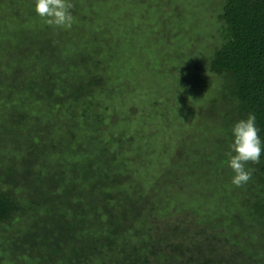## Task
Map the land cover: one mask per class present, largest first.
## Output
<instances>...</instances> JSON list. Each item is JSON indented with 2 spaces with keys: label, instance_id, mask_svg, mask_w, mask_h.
<instances>
[{
  "label": "trees",
  "instance_id": "1",
  "mask_svg": "<svg viewBox=\"0 0 264 264\" xmlns=\"http://www.w3.org/2000/svg\"><path fill=\"white\" fill-rule=\"evenodd\" d=\"M9 1V11L6 0H0V8H6L7 18L17 20L20 6L15 2L18 5L22 0ZM217 19L221 42L210 56L209 70L220 79V115L231 130L223 129V123L216 127L214 142L230 150L234 124L250 112L256 115L264 142V0H224ZM10 22L6 30L0 29L2 34L21 29V20L18 28L8 26ZM78 24H84V15L73 22ZM13 32L19 46L12 45L7 52L4 71L0 66V97L4 99L0 107L32 109L35 122L19 135L14 127L2 130L0 264H264V154L259 164L246 165L254 172L242 187L232 185L234 173L227 164V196L236 208L219 220L211 222L199 214L205 205L200 183L194 182V188L180 185L189 188L185 196H197L189 202L196 203L195 207H187V201L171 206L167 195L154 202L153 192L159 194L162 188L159 178L145 192L129 173L122 172V163H115L113 154L85 144L86 151L80 153L74 137L84 124L74 118V111L66 124L58 121L56 111L68 106L66 100L81 102V117L91 107L87 98L101 80L96 74L91 77L94 70L88 66L93 62L85 55L68 57L72 54H64L59 43H47L52 37H46L39 49L27 34ZM48 49L52 52L47 55ZM80 67L88 69L85 80ZM32 100L42 107L33 108ZM20 117L25 119V113ZM87 129L84 126L88 134ZM226 132L229 138L224 142ZM62 133L64 139L58 140ZM68 156L74 159L70 163L63 161ZM225 161L201 166L215 173ZM194 166L185 171L196 178L202 167ZM213 174L206 176L218 175ZM198 188L196 194L190 193Z\"/></svg>",
  "mask_w": 264,
  "mask_h": 264
},
{
  "label": "rangeland",
  "instance_id": "2",
  "mask_svg": "<svg viewBox=\"0 0 264 264\" xmlns=\"http://www.w3.org/2000/svg\"><path fill=\"white\" fill-rule=\"evenodd\" d=\"M6 1L9 11L11 3ZM223 1L73 0L74 22L81 14L84 15V24H72L70 28L49 26L35 12L33 0L28 4V0H22L23 4L18 5L15 2L20 6V14L16 18L22 21L19 27L23 31L13 29L12 33L6 31L4 34L0 31V66L4 71L2 65L7 52L14 48L12 45L19 46L14 43L16 34L13 31L36 40L34 44L39 49L46 37H52V41L47 43H52V46L59 43V49L62 52L65 49L64 54L68 51L72 54L68 57L85 55L93 62L88 66L94 70L91 77L96 74L101 79L93 86L92 96L87 98L91 107L84 116L88 120L81 117V102L66 100L68 106L56 111L62 124L63 121L66 124L73 111L74 118H80V124H84L78 127L74 137L75 145L78 143L81 147L80 153L86 151L85 144L86 147L103 149L108 156L113 154L114 162L122 163V172L129 173L131 181L139 184L145 192H149L159 178L158 184L162 188L159 194L153 192L154 202L165 199L167 195L171 206L187 201V207H195L196 203L192 205L189 202H195L197 196L189 198L190 195L185 196L184 193L186 189L194 188V182L200 183L205 205L199 214L205 219L210 218L211 222L219 220L236 208L230 205L227 196V181L230 180L225 175L230 169L225 160L230 150H224L220 141L214 142L216 127L223 123V129L231 130V126H224L220 115L223 108L218 89L221 87L220 79L209 70L210 56L221 42L217 16ZM8 11L5 7L0 8L2 30H6L4 26L9 21L11 24L8 26L14 28L13 24H16L18 28L16 19L10 20L5 16ZM50 52L52 50L48 49L47 55ZM80 69L85 80L88 69ZM0 100L4 101L2 97ZM32 106L42 107L40 102L33 100ZM33 111L0 107V139L3 128L14 127L16 135L31 128L35 122ZM22 113H25V119L20 117ZM84 121L92 126H86ZM84 126L89 128L88 134L84 132ZM51 127L52 131L54 126ZM64 135H53V138L63 140ZM224 138V142L228 141V132ZM65 141L69 143V140ZM134 159L139 160L138 164ZM67 160L70 163L74 159L72 156L63 157V161ZM207 161L225 162L214 173L207 171L209 168L205 172V166H201ZM191 164H197L195 169L202 167L196 178L185 171ZM211 173L218 175L206 176ZM183 184L189 188H180ZM198 191L199 188L190 193Z\"/></svg>",
  "mask_w": 264,
  "mask_h": 264
},
{
  "label": "clouds",
  "instance_id": "3",
  "mask_svg": "<svg viewBox=\"0 0 264 264\" xmlns=\"http://www.w3.org/2000/svg\"><path fill=\"white\" fill-rule=\"evenodd\" d=\"M73 8L71 0H35V12L53 27L70 28L74 22L71 12ZM259 133L256 115L251 112L246 119L236 122L232 128L234 139L226 155L228 166L234 173L231 183L235 187H242L251 180L254 169L246 165L260 163V157L264 154V142Z\"/></svg>",
  "mask_w": 264,
  "mask_h": 264
}]
</instances>
